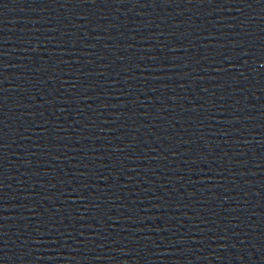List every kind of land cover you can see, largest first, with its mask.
<instances>
[{
  "label": "water",
  "instance_id": "1",
  "mask_svg": "<svg viewBox=\"0 0 264 264\" xmlns=\"http://www.w3.org/2000/svg\"><path fill=\"white\" fill-rule=\"evenodd\" d=\"M0 264H264V0H0Z\"/></svg>",
  "mask_w": 264,
  "mask_h": 264
}]
</instances>
